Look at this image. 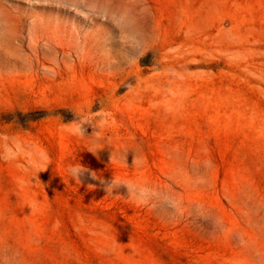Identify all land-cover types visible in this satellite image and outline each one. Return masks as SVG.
<instances>
[{
    "label": "rangeland",
    "instance_id": "rangeland-1",
    "mask_svg": "<svg viewBox=\"0 0 264 264\" xmlns=\"http://www.w3.org/2000/svg\"><path fill=\"white\" fill-rule=\"evenodd\" d=\"M0 264H264V0H0Z\"/></svg>",
    "mask_w": 264,
    "mask_h": 264
},
{
    "label": "trees",
    "instance_id": "trees-1",
    "mask_svg": "<svg viewBox=\"0 0 264 264\" xmlns=\"http://www.w3.org/2000/svg\"><path fill=\"white\" fill-rule=\"evenodd\" d=\"M18 116L23 117L24 120L21 122H26L30 120H38L40 118H43L46 116V113L44 111H33V112H28L26 114H18Z\"/></svg>",
    "mask_w": 264,
    "mask_h": 264
},
{
    "label": "clouds",
    "instance_id": "clouds-1",
    "mask_svg": "<svg viewBox=\"0 0 264 264\" xmlns=\"http://www.w3.org/2000/svg\"><path fill=\"white\" fill-rule=\"evenodd\" d=\"M76 133H78V134H80V135H83L84 132H83L82 127H77V128H76ZM84 171H86V170H85L81 165L74 166V167H72V168L70 169V173H71V175L73 176V178H78L79 175H80L82 172H84ZM92 175H93V178H95V174L93 173Z\"/></svg>",
    "mask_w": 264,
    "mask_h": 264
}]
</instances>
